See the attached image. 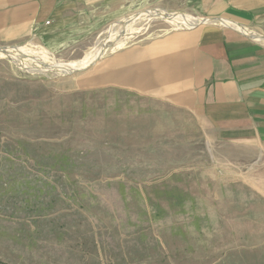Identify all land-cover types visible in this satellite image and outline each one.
I'll return each instance as SVG.
<instances>
[{
    "label": "rangeland",
    "instance_id": "374dc122",
    "mask_svg": "<svg viewBox=\"0 0 264 264\" xmlns=\"http://www.w3.org/2000/svg\"><path fill=\"white\" fill-rule=\"evenodd\" d=\"M209 3L146 0L114 23L89 13L55 51L28 41L0 52L1 263L261 264L252 258L264 241V205L241 186L257 162L235 169L189 120L177 128L175 109L165 120L154 107L145 128L144 99L98 88V59L116 52L117 80L127 83L131 73L119 64L130 45L184 30L149 21L148 11L196 24L212 19ZM94 52L95 63L74 68Z\"/></svg>",
    "mask_w": 264,
    "mask_h": 264
},
{
    "label": "crops",
    "instance_id": "0c3cea01",
    "mask_svg": "<svg viewBox=\"0 0 264 264\" xmlns=\"http://www.w3.org/2000/svg\"><path fill=\"white\" fill-rule=\"evenodd\" d=\"M144 1L0 0V47L36 41L55 51L81 30L82 17L89 13L95 21L114 23L123 11ZM208 10L211 23L165 30L130 45L128 59L122 61L127 65L119 64L131 73L127 83L117 80L116 52L106 63L104 57L98 59V88L127 90L144 99L139 110L145 128L151 127L146 121L157 119L154 107H160L165 120L166 110L175 109L181 113L177 128L189 120L212 150L230 153L226 161L235 163V169L256 161L254 173L244 172L248 179L241 186L264 205V43L251 37L264 39V0H210ZM219 19L241 29L222 26ZM262 246L264 241L256 245L258 254L252 260L264 264ZM249 261L242 257L240 262Z\"/></svg>",
    "mask_w": 264,
    "mask_h": 264
},
{
    "label": "bare ground",
    "instance_id": "6f19581e",
    "mask_svg": "<svg viewBox=\"0 0 264 264\" xmlns=\"http://www.w3.org/2000/svg\"><path fill=\"white\" fill-rule=\"evenodd\" d=\"M148 16H149V21H153V20H155V19H158V18H160V19H165V20H167L168 22H170V23H173V22H176V23H178V24H180L182 27H184V30H186V29H191V28H193V27H195L196 25H199V24H203V23H205V22H210V19H201V20H199V22L198 23H196V24H185L183 21H182V19H181V17L180 16H178L177 14H175V13H169V12H166V11H164V10H162V9H153V10H150V11H148ZM136 17H137V14H134V15H132V17H131V21H130V24H132V23H134V21H135V19H136ZM219 21V23L222 25V26H231V27H235V28H237V29H241V28H239L237 25H235L234 23H230L229 21H225V20H223V19H219L218 20ZM131 29V26L129 25L128 27H127V29H126V32H129V30ZM125 32V31H124ZM120 35V34H119ZM251 37L252 38H254L256 41H259V42H263L264 43V39L263 38H260V37H256V36H254V35H251ZM113 39V37H110V40H112ZM110 44L108 43V45L107 46H109ZM119 45H121L120 43H117L116 44V46L118 47ZM12 50H13V47H5V48H0V52H2V53H11L12 52ZM95 53V52H94ZM99 53H95V54H89V55H87L86 57H85V59L83 60V62L81 63V64H78V65H76V66H74V68H76V69H84L88 64H93V63H95V61L98 59L97 58V55H98ZM60 69L62 70V71H64V72H68L69 73V68H64V67H60Z\"/></svg>",
    "mask_w": 264,
    "mask_h": 264
},
{
    "label": "water",
    "instance_id": "95a60500",
    "mask_svg": "<svg viewBox=\"0 0 264 264\" xmlns=\"http://www.w3.org/2000/svg\"><path fill=\"white\" fill-rule=\"evenodd\" d=\"M82 69H79L78 71H81Z\"/></svg>",
    "mask_w": 264,
    "mask_h": 264
}]
</instances>
